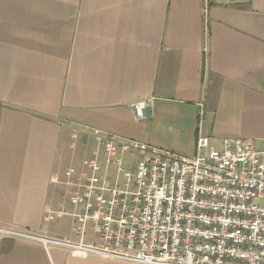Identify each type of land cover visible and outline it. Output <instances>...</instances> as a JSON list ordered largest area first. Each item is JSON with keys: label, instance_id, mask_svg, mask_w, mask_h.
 I'll list each match as a JSON object with an SVG mask.
<instances>
[{"label": "crops", "instance_id": "1", "mask_svg": "<svg viewBox=\"0 0 264 264\" xmlns=\"http://www.w3.org/2000/svg\"><path fill=\"white\" fill-rule=\"evenodd\" d=\"M94 129L184 157L200 133L264 147V0H0V264H132L42 240L75 237L47 211L72 210Z\"/></svg>", "mask_w": 264, "mask_h": 264}, {"label": "built area", "instance_id": "2", "mask_svg": "<svg viewBox=\"0 0 264 264\" xmlns=\"http://www.w3.org/2000/svg\"><path fill=\"white\" fill-rule=\"evenodd\" d=\"M132 108L147 119L145 100ZM94 134L95 157L65 170L72 210L47 211L72 217L75 237L42 240L73 256L132 264H264V147L236 137L217 146L200 133L195 155L184 157L100 129ZM135 151L140 157L128 168L123 155Z\"/></svg>", "mask_w": 264, "mask_h": 264}, {"label": "trees", "instance_id": "3", "mask_svg": "<svg viewBox=\"0 0 264 264\" xmlns=\"http://www.w3.org/2000/svg\"><path fill=\"white\" fill-rule=\"evenodd\" d=\"M12 246H13V241H11L9 245H3L2 247H0V254L2 252L9 251L12 248Z\"/></svg>", "mask_w": 264, "mask_h": 264}, {"label": "rangeland", "instance_id": "4", "mask_svg": "<svg viewBox=\"0 0 264 264\" xmlns=\"http://www.w3.org/2000/svg\"><path fill=\"white\" fill-rule=\"evenodd\" d=\"M210 140H211V144H214V145H217L218 146V143L216 142L217 140H212V138H210ZM8 236H14V235H9V234H7ZM22 235H26V234H22ZM38 238H40V237H38ZM69 250V249H68Z\"/></svg>", "mask_w": 264, "mask_h": 264}]
</instances>
